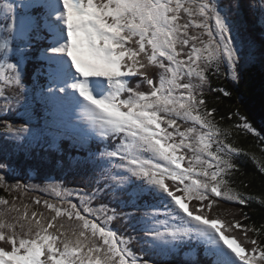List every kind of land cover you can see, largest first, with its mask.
<instances>
[{
    "label": "snow or ice",
    "instance_id": "snow-or-ice-1",
    "mask_svg": "<svg viewBox=\"0 0 264 264\" xmlns=\"http://www.w3.org/2000/svg\"><path fill=\"white\" fill-rule=\"evenodd\" d=\"M254 66L264 0H0V264H264V127L209 100Z\"/></svg>",
    "mask_w": 264,
    "mask_h": 264
},
{
    "label": "trees",
    "instance_id": "trees-1",
    "mask_svg": "<svg viewBox=\"0 0 264 264\" xmlns=\"http://www.w3.org/2000/svg\"><path fill=\"white\" fill-rule=\"evenodd\" d=\"M249 24L253 26L254 35L259 41L261 33L260 22L253 17L249 19ZM212 83L213 86L226 87L232 92V96L225 97L220 95L218 99L210 96V102L214 103L222 112H227L229 109L235 111L238 108L240 113L247 116L258 130L264 127V73L261 72L259 66L246 70L242 81L238 85H233L228 79H223L222 76L219 80L213 78ZM261 135H264V132ZM238 143L245 150L255 151L259 154L255 139L251 135L244 136L241 134L238 138ZM22 159L23 156L19 160ZM238 164L241 168V174H238L239 179L244 184L249 185L246 191L253 195L264 193V177L256 171L253 162L248 157H241L238 160ZM50 167L51 165L46 167L45 170ZM40 170L42 171L41 168ZM69 179L72 178L69 177ZM74 186L77 185L74 184ZM244 211L248 212L257 223L264 220V208H261L258 204H254L251 208L245 207Z\"/></svg>",
    "mask_w": 264,
    "mask_h": 264
},
{
    "label": "rangeland",
    "instance_id": "rangeland-1",
    "mask_svg": "<svg viewBox=\"0 0 264 264\" xmlns=\"http://www.w3.org/2000/svg\"><path fill=\"white\" fill-rule=\"evenodd\" d=\"M222 77H223V76H222ZM223 79H226V78L223 77ZM21 158H22V156H20L19 158H17V159H16V163H17L20 167H22V168H23V167H26V166H32V167H34V168H39V169L41 168V169H42L41 173H42L43 175H47V174H49L50 171H51V167H50V168H47L48 170H45L46 167H48L49 165H51V162L48 161V160H46V159H42V158H41V154H39L38 152H37L36 155H34L31 159H29V160H27V161H25L24 158H23L22 160H19V159H21ZM51 174H52V175H56L55 172H51ZM35 182L39 183L40 181L37 180V181H35ZM73 185H74V184H70L69 186H70V187H73Z\"/></svg>",
    "mask_w": 264,
    "mask_h": 264
}]
</instances>
